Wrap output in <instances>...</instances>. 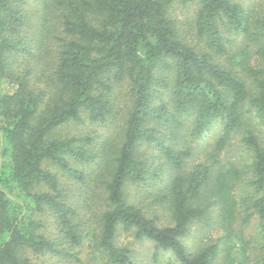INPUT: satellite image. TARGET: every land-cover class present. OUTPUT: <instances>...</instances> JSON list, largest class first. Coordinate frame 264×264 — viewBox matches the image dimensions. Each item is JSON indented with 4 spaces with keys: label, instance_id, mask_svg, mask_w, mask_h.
<instances>
[{
    "label": "trees",
    "instance_id": "obj_1",
    "mask_svg": "<svg viewBox=\"0 0 264 264\" xmlns=\"http://www.w3.org/2000/svg\"><path fill=\"white\" fill-rule=\"evenodd\" d=\"M262 2L252 17L240 0H0V264H35L28 253L77 260L75 247L85 235L59 172L84 180L79 164L93 159L92 138L57 130L74 122L104 124L120 110V138L104 155L106 208L96 234L108 264H131L130 249L115 243L119 228L136 240H150L155 254L170 251L179 264L213 263L219 242L190 252L181 238L203 215L204 206L192 202L207 188L221 202L223 220H233V180L243 171L214 165L240 130L251 153L242 167L250 172L253 190L244 198L249 212L242 224L258 215L264 249ZM175 3L196 4L192 23L204 47L184 39L170 14ZM48 44L55 46L49 61ZM124 82L128 102L120 107L117 92ZM250 115L262 127L260 136L247 128ZM188 122L191 139L215 125L220 134L213 163L182 173L190 150L172 141ZM144 142L174 169L161 196L169 204V225H158L125 193L127 183H140L147 174L158 177L151 159L140 153ZM104 143L113 144L111 138ZM227 234L225 257L232 263ZM256 264H264V257Z\"/></svg>",
    "mask_w": 264,
    "mask_h": 264
},
{
    "label": "rangeland",
    "instance_id": "obj_2",
    "mask_svg": "<svg viewBox=\"0 0 264 264\" xmlns=\"http://www.w3.org/2000/svg\"><path fill=\"white\" fill-rule=\"evenodd\" d=\"M247 9L248 14L254 17L259 14L263 6L262 0H240ZM41 7V4L39 5ZM195 3L182 5L175 3L170 14L177 20L184 39L196 46L204 47L202 39L198 38L193 27ZM242 36H236L235 41L240 43ZM48 55H45L47 61L52 56V49L55 46L48 44ZM253 45H251L252 47ZM254 50V48H253ZM253 50L250 51L249 63L252 64ZM127 83L124 82L117 92L118 104L124 107L128 102L126 97ZM124 110H120L115 118L107 123L96 124L90 122L67 123L58 128L60 135L89 134L92 138L91 151L94 154L93 159L88 164L81 163L79 167L84 170V180L76 181L74 178L67 177L59 172L60 180L69 202L74 206L77 215L81 220L83 234L85 235L82 244L75 247L78 253L77 260L73 257L58 261L49 256H38L28 253L29 258L35 264H108L107 257L101 252L97 245L96 234L99 231L98 217L100 212L106 208L104 200V186L101 173L105 164L104 155L110 152L120 138V126L123 122ZM247 128L252 129L257 136L261 134V125L252 115L248 116ZM189 122L183 127L177 129V138L173 140L175 148L188 147L190 156L185 159L182 167V173L190 171L197 163H213V147L220 134V126L215 125L200 138L191 139L188 135L187 127ZM243 132L240 130L234 133L227 141L226 145L217 154L219 164L214 168L226 171L231 167L241 169L240 179L233 180V197L237 204L234 207L233 220L229 223L223 220L221 214V202L216 198L214 192L208 188L202 191L198 199L192 202V205L204 206V213L191 224L188 233L181 238L188 251L195 252L197 249L206 246L212 242H219L218 254L212 264H256L258 260L264 257V249L261 248L260 238V219L256 213H252L248 221L242 224L243 218L249 212L246 209L249 197L253 194L252 187L248 183L250 172L244 163L251 160L249 147L242 141ZM183 136V137H182ZM106 138L112 139V146H106ZM141 155L151 159L152 168L158 173L156 175L147 174L140 183H127L125 193L130 202L140 207L148 216L154 218L158 225L172 224V215L167 200L161 199L162 188L165 187L174 169L169 166L163 155L157 147L150 146L145 142L139 147ZM46 166V164H44ZM151 168V170H152ZM215 175V172L213 173ZM211 187V186H210ZM245 198V199H244ZM231 238V257L232 263L225 257L223 242L227 238V233ZM115 243L117 245L127 246L131 253V264H179L175 256L170 251L154 252L153 243L150 240H136L130 232H124L119 228L116 232Z\"/></svg>",
    "mask_w": 264,
    "mask_h": 264
}]
</instances>
